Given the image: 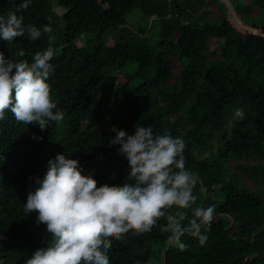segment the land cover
<instances>
[{
    "label": "trees",
    "instance_id": "trees-1",
    "mask_svg": "<svg viewBox=\"0 0 264 264\" xmlns=\"http://www.w3.org/2000/svg\"><path fill=\"white\" fill-rule=\"evenodd\" d=\"M220 1L33 0L23 10L25 24H49L52 32L35 41L27 32L12 43L0 41V51L31 62L53 37L50 92L64 118L43 130L7 110L0 120L4 264H25L51 240L36 212L24 210L47 161L64 152L79 160L97 188L120 187L127 166L109 148V132L131 137L137 123L184 139L185 167L197 177L196 199L188 208L172 206L169 214L183 213L187 224L194 208L214 206L206 242L186 233V246L170 245L165 264H264V21L255 20L264 14V0H228V13ZM12 7V0H0V13ZM134 9L145 22L151 19V31L147 23L128 26L126 16ZM112 33L118 41L107 46ZM210 42L220 50L210 49ZM20 49L25 55L15 56ZM129 64L134 72L121 73ZM133 80L139 83L132 86ZM237 107L245 112L242 119L234 116ZM166 223L161 217L150 232L129 230L112 239L110 264H162Z\"/></svg>",
    "mask_w": 264,
    "mask_h": 264
},
{
    "label": "clouds",
    "instance_id": "clouds-1",
    "mask_svg": "<svg viewBox=\"0 0 264 264\" xmlns=\"http://www.w3.org/2000/svg\"><path fill=\"white\" fill-rule=\"evenodd\" d=\"M33 0H12L13 7L0 13V41L12 43L27 32L35 41L43 33H51L49 24L43 28L25 24L23 10ZM53 37L48 46L32 55L31 62L13 59L0 51V120L10 111L25 124L36 123L41 130L52 121L63 120L64 113L52 99L49 77L54 71L51 59L55 54ZM23 49L15 53L23 57ZM243 108L237 107L234 116L242 119ZM131 137L116 129L109 135V148L127 166V178L120 187L100 186L89 174H82L78 159L57 153L47 161L42 177L34 179L27 192L24 210L36 212V220L46 226L51 240L46 248L34 251L25 264H110L108 251L112 239L123 234L150 232L159 218L167 220L161 231L169 245L183 249L181 237L186 233L201 245L214 218V206L193 209L192 218L183 224L184 214H169L172 206L188 208L195 201L193 188L197 177L185 167V142L182 136L158 133L151 125L137 123ZM35 138V137H34ZM0 264L4 261L0 259Z\"/></svg>",
    "mask_w": 264,
    "mask_h": 264
},
{
    "label": "rangeland",
    "instance_id": "rangeland-1",
    "mask_svg": "<svg viewBox=\"0 0 264 264\" xmlns=\"http://www.w3.org/2000/svg\"><path fill=\"white\" fill-rule=\"evenodd\" d=\"M196 0H191V2H194ZM220 0H218L219 2ZM221 3V1H220ZM222 3L225 5L227 4L229 7H231V3L228 1V0H223ZM229 7H226L225 5V8H226V13L230 12L229 11ZM56 12L57 13H60L62 12V9L60 8H56ZM255 20L256 21H264V14L260 13L259 16H256L255 17ZM146 20L143 19V16L141 14V12L139 11V9H134L132 10L127 16H126V22L128 24V26H131L132 28L136 29V28H140L141 26H145V23L148 24V30L151 31L150 29V20H148V22H145ZM118 41V36H117V33H112L111 35H108L106 37V45L107 46H112L115 42ZM81 43V42H80ZM209 48L210 49H214L216 51H219L220 50V47L218 46V43L217 42H210L209 43ZM135 70V66L134 64H129L127 67L123 68V70H121V73H126V74H132ZM139 83L138 80H133L132 82V86H135ZM250 189H252V187H248ZM255 190V189H254Z\"/></svg>",
    "mask_w": 264,
    "mask_h": 264
},
{
    "label": "water",
    "instance_id": "water-1",
    "mask_svg": "<svg viewBox=\"0 0 264 264\" xmlns=\"http://www.w3.org/2000/svg\"><path fill=\"white\" fill-rule=\"evenodd\" d=\"M201 187H202V193H203V195H204L205 189H204V184H203V182H201ZM203 200H204V199H203ZM202 204H203V202H202ZM233 223H234V219H233V217L231 216V217H230V224H229V226H228L227 229H229V228L233 225ZM169 246H170V245L167 244V247H166V249H165V251H164V253H163V262H162V264H165V262H166V252H167V249H168Z\"/></svg>",
    "mask_w": 264,
    "mask_h": 264
},
{
    "label": "crops",
    "instance_id": "crops-1",
    "mask_svg": "<svg viewBox=\"0 0 264 264\" xmlns=\"http://www.w3.org/2000/svg\"><path fill=\"white\" fill-rule=\"evenodd\" d=\"M241 2L244 3V4H249L250 0H241ZM225 5H226V7H229L227 4H225ZM229 8H230V11H231V7H229Z\"/></svg>",
    "mask_w": 264,
    "mask_h": 264
}]
</instances>
